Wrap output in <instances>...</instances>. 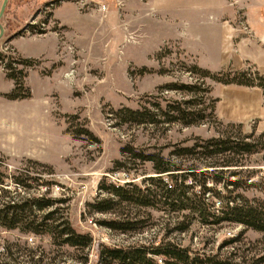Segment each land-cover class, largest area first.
I'll return each instance as SVG.
<instances>
[{"label": "rangeland", "instance_id": "1", "mask_svg": "<svg viewBox=\"0 0 264 264\" xmlns=\"http://www.w3.org/2000/svg\"><path fill=\"white\" fill-rule=\"evenodd\" d=\"M49 1L36 0L30 16L12 19L6 28L1 22L0 172L3 181L0 186L9 191L8 197L11 198L33 195L62 199V202L52 204V208H59L54 217L66 218L76 232L89 235L92 240L82 248L60 247L54 245L47 235L34 236L16 229L6 231L0 228V259L6 258L9 250L24 264H118L105 260L100 256V250L105 246L154 249L166 243L210 255H231L235 259L249 260L261 255L264 233L239 223L206 224L195 218L187 230L180 232L174 229L180 217L158 206L126 202L115 207V211L134 217L137 224L134 229L121 231L100 224L116 216L113 212H96L91 204L108 195L102 189L104 183L127 188H131L129 185L141 188L150 185L145 177L155 175L152 163L131 159V153L123 151L124 147L178 160L171 154L178 145L189 146L197 138L208 139L227 133L235 136L240 130L249 133L254 127L255 122H250L240 129L236 127L237 122L220 120L215 113L213 117L208 116L209 107L213 105L215 109L218 101L215 95L221 93L219 91L261 89L201 77L194 66L207 70L212 76L246 69L264 72L249 61H241L239 66L232 62L225 65L207 63V59H219V38L208 31L210 26H199L194 22L189 0L180 1L181 10H189L180 13L179 27L146 20L145 28L133 25V30L128 28L126 31L121 6L118 9L119 24L123 22L125 26L120 25V29L114 31L110 15H106L103 18L106 27H96L92 37L83 34L84 41L78 45L60 42L66 38L70 26H61L53 20ZM114 6L113 2L111 7ZM59 10L71 26L82 20L78 11L85 14L84 23L87 25L79 24V27L92 30V24L88 23L95 9L78 8L76 12L73 5L65 4ZM241 18L239 16L235 22L243 32L249 33ZM40 23L45 24L43 31ZM47 32L58 34L57 57H25L11 42L14 38L39 37ZM18 39L17 45L23 53H51L52 43L47 39H38V42L32 38ZM191 47L199 57L190 50ZM201 47L206 49L209 58L204 57ZM8 64L20 81L21 86L15 91L25 96H8L15 87L14 81L6 75L4 66ZM196 80L204 82V90L194 94L166 87L180 88ZM205 88L209 92L205 93ZM175 101L194 111L195 115L188 120L168 122L169 118L159 113L156 105L164 111ZM142 106L156 111L154 118L158 123L137 125L118 115L120 110L140 109ZM188 121L191 123L185 124ZM215 160L221 161L218 158L210 161ZM178 161L187 167L191 164L199 168L203 166L200 159ZM240 162L242 166L231 167L230 171L236 172L235 175H228L226 170L223 175L225 179L240 181L235 192H226L220 183L209 182L211 191L205 197L211 201L210 210L217 215L223 206L237 198V193L247 201L264 200V151L243 156ZM16 178L29 186L23 188L15 184ZM228 189L231 190V186ZM215 190L220 191V196L215 195ZM8 197L3 198L8 200ZM157 201L152 200V203ZM232 238L235 241L227 243Z\"/></svg>", "mask_w": 264, "mask_h": 264}, {"label": "trees", "instance_id": "2", "mask_svg": "<svg viewBox=\"0 0 264 264\" xmlns=\"http://www.w3.org/2000/svg\"><path fill=\"white\" fill-rule=\"evenodd\" d=\"M7 76L14 81V90L8 95L11 98L21 95L16 88L20 87V81L12 73L11 65H5ZM194 69L200 72L201 77H211L224 84H236L247 87H258L261 89L264 102V73L249 69L234 72H222L219 76L209 73L194 66ZM196 80L192 84L182 85L180 88L174 85H167V89H184L194 94L195 91H201L203 81ZM205 93L209 92L205 88ZM157 106V111L168 117V122L188 120L195 112L181 107L180 103L175 101L173 106H167L163 111ZM156 111H149L142 106L140 109L126 108L120 110L119 114L124 121L134 124L158 123L154 118ZM199 114V113H198ZM208 116H214V106L209 107ZM203 117V116H201ZM191 121L186 122L189 124ZM229 125L233 126V123ZM237 128L242 129V124H236ZM123 151L131 153V159L139 158L142 161L152 163V171L155 175L145 177L150 185L144 188L136 185H129L131 188L120 184H102L108 195L91 204V208L100 213L113 212L116 217L109 221H98L100 224L116 229L131 230L136 227L137 220L134 217H128L124 213H117L115 207L122 206L123 203H139L149 206H158L163 211L176 215L181 219L177 222L174 229L184 232L189 227L193 219L198 218L203 223H219L230 221L239 223L245 227L264 233V200L247 201L240 193L235 195L236 199L229 202V205L222 207L218 215L210 210L211 201L205 197L210 183H220L221 188L226 192H235L240 187L238 179L230 180L224 178V173L235 175L236 172L230 171L231 167H240L242 163L240 158L264 151V133H256L254 127L249 133H243L241 130L237 135L232 136L229 133L211 137L208 139L197 138L189 146H176L171 153L176 159L187 160L200 159L203 164L201 168L194 164L183 166L178 160L164 158L160 154L141 153L132 147H124ZM236 156V157H235ZM239 157V158H238ZM221 159V161H210L211 159ZM220 169H218V168ZM216 171V172H215ZM218 173L220 175H218ZM2 173L0 172V185L2 184ZM222 182V183H221ZM15 184L27 188L24 182L16 178ZM23 184V185H22ZM155 184V188L152 187ZM231 186V190L228 187ZM197 188V189H195ZM221 190V189H220ZM9 191L0 186V228L6 231L18 230L21 233H30L34 236L47 235L52 243L57 246H70L82 248L91 243V237L86 234L76 232L66 218L54 217L59 208H52L54 202H62V199L52 200L45 197H8ZM215 195L220 196V191L215 190ZM3 197H8L6 200ZM152 200H158L152 203ZM240 200V201H239ZM235 241L229 239L227 243ZM146 247L120 248L104 247L100 250L102 256L108 262H117L118 264H264V252L257 258L249 260L240 258L235 259L231 255L220 256L210 255L192 251L188 247H180L174 244L166 243L156 246L154 249ZM31 253V252H30ZM32 254V253H31ZM6 258L0 259V264H24L17 260L8 250ZM156 256L157 259H154ZM31 259V256H30ZM160 260V263L158 262Z\"/></svg>", "mask_w": 264, "mask_h": 264}, {"label": "crops", "instance_id": "3", "mask_svg": "<svg viewBox=\"0 0 264 264\" xmlns=\"http://www.w3.org/2000/svg\"><path fill=\"white\" fill-rule=\"evenodd\" d=\"M47 1V0H46ZM51 1V0H50ZM53 1V0H52ZM115 3L114 8L111 7ZM120 7L117 6L116 0H102L107 5V11L100 12L93 10L88 24H92V30L89 31L87 27H79V24L84 23L86 17L78 11L77 5L69 0H62L54 5L52 8L51 17L59 25L68 27L66 38L60 42H73L75 44L82 43L84 36L92 37L93 31L98 26L106 27V20L103 18L110 15L109 21L113 24V30L120 29L119 26L126 25L124 29H134L133 25L143 29L146 27V20L152 22H163L175 28L180 25V13H187L190 9L194 22L197 25H208V31L212 36L219 38L217 48L219 49V59L213 61L207 59V63L214 65H225L232 62L233 65H238L241 61H249L264 72V0H189V9L181 10V0H120ZM2 0H0L1 6ZM36 0H8L4 12L0 18V23L4 28L8 27L12 19H22L30 16L31 10L35 5ZM123 3V5H122ZM65 4H71L75 7L78 15L82 19L78 25H70L71 22L65 19V15L60 13V8ZM124 10V24H119L118 9ZM103 14V16H102ZM242 16V21L245 22V27L249 28L248 32H243L238 25L237 18ZM162 17L164 20H162ZM105 22H104V21ZM162 20V21H161ZM148 21V22H149ZM150 23V22H149ZM243 24V23H242ZM124 25V26H125ZM87 37V38H88ZM38 39H47L52 44L50 54H26L23 53L18 45V38H14L15 48L25 57L35 58L42 57L54 58L57 57V47L59 37L57 33L47 32L39 37H24ZM20 37L18 40L24 39ZM82 39V40H81ZM175 39V38H173ZM178 39V38H176ZM69 41V42H68ZM38 42V41H37ZM84 44V43H83ZM207 56L206 49L200 48ZM198 57L197 51L191 49ZM216 93L218 101L215 104L214 113L220 120L241 123L244 127L250 122H255V132L264 133V103L261 91H219ZM264 171V166H263Z\"/></svg>", "mask_w": 264, "mask_h": 264}, {"label": "built area", "instance_id": "4", "mask_svg": "<svg viewBox=\"0 0 264 264\" xmlns=\"http://www.w3.org/2000/svg\"><path fill=\"white\" fill-rule=\"evenodd\" d=\"M62 0H51L48 2L49 6H51L52 8L54 7L55 4H57L58 2H60ZM74 2L79 9H95L97 11L100 12H105L107 11V5L102 2V0H69ZM117 6L120 7L121 2L119 0H116ZM48 6V5H47ZM35 22H33L32 24H35ZM40 30L43 31V28L45 27L44 23H40Z\"/></svg>", "mask_w": 264, "mask_h": 264}, {"label": "water", "instance_id": "5", "mask_svg": "<svg viewBox=\"0 0 264 264\" xmlns=\"http://www.w3.org/2000/svg\"><path fill=\"white\" fill-rule=\"evenodd\" d=\"M7 1L8 0H2V2H1V6H0V18L2 16L3 12H4V9L6 7ZM2 33H3V27H2V25L0 23V36H1Z\"/></svg>", "mask_w": 264, "mask_h": 264}]
</instances>
